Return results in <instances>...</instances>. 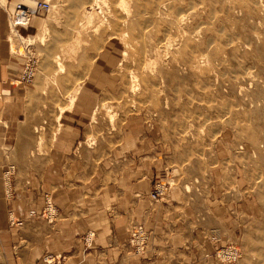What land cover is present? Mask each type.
Returning a JSON list of instances; mask_svg holds the SVG:
<instances>
[{
	"label": "rangeland",
	"instance_id": "obj_1",
	"mask_svg": "<svg viewBox=\"0 0 264 264\" xmlns=\"http://www.w3.org/2000/svg\"><path fill=\"white\" fill-rule=\"evenodd\" d=\"M14 1L0 10L11 55L30 70L11 106L0 92L8 187L48 182L55 198L63 183L98 198L102 186L140 179L153 209L180 187L192 207L233 206L216 214L223 221L202 213V224L182 225L186 251H205L201 264H264V0H48L50 11L18 28ZM83 89L89 107L79 105ZM59 116L57 139L65 129L73 137L63 151L52 141ZM134 223L150 231L145 256L152 231L129 221L133 253ZM228 248L236 258L220 256Z\"/></svg>",
	"mask_w": 264,
	"mask_h": 264
},
{
	"label": "crops",
	"instance_id": "obj_2",
	"mask_svg": "<svg viewBox=\"0 0 264 264\" xmlns=\"http://www.w3.org/2000/svg\"><path fill=\"white\" fill-rule=\"evenodd\" d=\"M7 26L6 15L2 9L0 92H6L3 93V101L11 106L14 100L10 93L18 89L17 85L22 83L26 59L21 54L18 57L11 55V35H8ZM16 82L19 84H15ZM79 99V105L82 107L93 104L92 93L84 89ZM62 116L59 118L60 126L52 141L57 139L61 130ZM4 123L7 124L6 121ZM10 136L11 131L7 135L0 134V144L3 141L11 144ZM38 138L39 146L41 138ZM70 138L73 140L71 131L65 129L63 135L57 139V149L63 151L64 146L71 142ZM5 153L0 148V264H44L46 254H64L67 256L66 264H201L200 261L206 253L201 250L186 251V241L191 237L186 234V229L182 225L202 224L201 222H205L201 217L202 213L207 220L213 217L217 222L223 221L222 218L233 210V206L217 208L215 202L209 206L211 201L202 208L192 207L187 191L180 187L172 190V196L178 197L177 199L153 209L140 199V192L143 191L140 179L136 182L127 179L122 182L121 179L118 189L112 185L102 186L98 198L91 193L94 188L71 191V188L63 183L57 186L59 190L55 198L53 190L49 188L51 183L48 182L44 185L43 181L29 183L27 180L14 179L11 188V185L8 187L9 183L4 181V174L9 166ZM41 174L48 176L46 172ZM8 190L9 195L6 194ZM116 191L125 193L124 198L117 195L113 198L112 192ZM49 198V203L57 210L54 221L41 217L49 204ZM220 211L224 213L220 215ZM183 212H187V216ZM216 214L218 217H222L223 214L224 216L218 219ZM11 218L15 219L14 223L11 222ZM133 218L142 221L146 219L147 226L152 231L145 256L133 253L127 244L128 224ZM210 221L213 220L210 218ZM145 229L150 232L149 229ZM189 229L191 230L190 227ZM90 233L92 241L88 237ZM194 256L197 259L192 260Z\"/></svg>",
	"mask_w": 264,
	"mask_h": 264
},
{
	"label": "bare ground",
	"instance_id": "obj_3",
	"mask_svg": "<svg viewBox=\"0 0 264 264\" xmlns=\"http://www.w3.org/2000/svg\"><path fill=\"white\" fill-rule=\"evenodd\" d=\"M19 0H16V2L14 1L13 2V4H14V9L12 10V9H10V12H9V17L10 18H13V19H15V26H16V28H18L19 27V24H18V19L19 18H21L22 16L24 17L23 19L24 20H26V21H24L23 23H24V27H26V26H29L30 25V22H31V18H32V16L33 15H36V13L38 12V8H37V0H21V2L25 5V7H28V10H20L19 12L16 10V5H17V2H18ZM46 1H48V0H46ZM7 2V0H0V5L1 6H6V3ZM49 2V1H48ZM50 3V2H49ZM94 3H96L95 1H94ZM122 3H123V1H122ZM28 4H31V5H28ZM125 4V3H124ZM124 4H122V5H124ZM120 5V4H119ZM123 7V6H122ZM127 7V6H126ZM31 8V9H30ZM128 9V8H127ZM32 10H34L35 12L33 13V11ZM51 10V4H50V9L48 10V11H50ZM111 11V10H110ZM124 11V10H123ZM129 11V10H128ZM125 13V12H124ZM91 14V13H90ZM87 15V14H86ZM169 45V44H168ZM167 47V46H166ZM27 58V57H26ZM28 62L26 61V64H25V70H24V73H23V77H22V80H21V82H23V80L24 79H26V75L29 73V70H30V68H29V65L27 64ZM62 67V66H61ZM199 69H200V67H199ZM62 70V72H63V69L62 68H60V71ZM131 87V90H133V86H130ZM74 98V97H73ZM63 114V112H60V114L59 115H62ZM60 117V116H59ZM10 173H6L5 174V176L8 178V175H9ZM165 188V187H164ZM48 206H49V212H50V214H48V218H49V221H52V220H55V208H53V206H52V204H48ZM48 210V209H47ZM47 212V211H46ZM11 222H15V219H13V218H11ZM142 230L141 231V233H139V231H137V230ZM132 233H135V235H134V238L132 239V238H130V245H131V247L133 248V250H134V252L136 253V254H138V255H141V254H143V253H140V252H137L136 250H135V248L136 247H138V241L136 240V238H139L140 240H143V247L144 248H147L148 247V242L147 241H145L144 240V238L146 237H148V234H147V232L144 230V228H143V226H141V225H135V226H133L132 227V230H131V237H132ZM89 239H90V241H92V233H90L89 234ZM142 246H140V247H142ZM229 250L227 251V253L226 252H221L220 253V256H222V257H224V258H236L237 257V251H233V249L232 248H228ZM50 255H55V254H50ZM62 255H64V254H62ZM48 256V255H47ZM65 256V255H64ZM66 262H67V256H66V258H65V260H64V262H63V264H66ZM43 263L44 264H47V263H45L44 262V259H43Z\"/></svg>",
	"mask_w": 264,
	"mask_h": 264
},
{
	"label": "built area",
	"instance_id": "obj_4",
	"mask_svg": "<svg viewBox=\"0 0 264 264\" xmlns=\"http://www.w3.org/2000/svg\"><path fill=\"white\" fill-rule=\"evenodd\" d=\"M37 8H38V11H48L50 9V3L46 0H37ZM28 10V7H25V5L21 2V0H19L17 2V5H16V10L19 12L20 10ZM24 17L22 16L21 18L18 19V24L19 25H24V20L23 19ZM28 79V78H27ZM163 192H164V184L163 183H159L157 185V187L155 188V191H154V198H157L161 195H163ZM139 231V233H141V229L137 230ZM134 235L135 233H132V237L130 238H134ZM136 240L138 241V247L135 248V250L137 252H140V253H144L146 248H144L142 245H143V240H140L139 238H136ZM145 241L146 240V237L144 238ZM142 246V247H140ZM66 256L62 255V254H55V255H48L46 257H44V262L47 263V264H63L64 260H65Z\"/></svg>",
	"mask_w": 264,
	"mask_h": 264
}]
</instances>
